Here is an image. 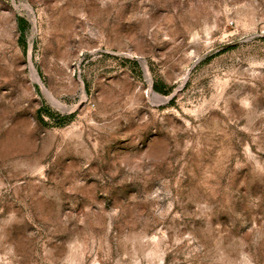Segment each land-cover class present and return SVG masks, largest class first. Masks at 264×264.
Masks as SVG:
<instances>
[{"label":"rangeland","instance_id":"374dc122","mask_svg":"<svg viewBox=\"0 0 264 264\" xmlns=\"http://www.w3.org/2000/svg\"><path fill=\"white\" fill-rule=\"evenodd\" d=\"M0 264H264V0H0Z\"/></svg>","mask_w":264,"mask_h":264},{"label":"bare ground","instance_id":"6f19581e","mask_svg":"<svg viewBox=\"0 0 264 264\" xmlns=\"http://www.w3.org/2000/svg\"><path fill=\"white\" fill-rule=\"evenodd\" d=\"M32 70H33V74H34V78H35V80H37L38 82H41L40 79H39V77L37 76L35 70H34V69H32ZM145 70H146V72H147V68H146V66H145ZM41 86H42V85H41ZM42 87H43V86H42ZM43 90H44L45 94L47 95V97H48L52 102L56 103L55 98L51 95V93H50L45 87H43ZM152 95L155 96V97H158V96H159V95H158L157 93H155L153 90H152Z\"/></svg>","mask_w":264,"mask_h":264},{"label":"trees","instance_id":"16d2710c","mask_svg":"<svg viewBox=\"0 0 264 264\" xmlns=\"http://www.w3.org/2000/svg\"><path fill=\"white\" fill-rule=\"evenodd\" d=\"M21 30L23 31V28ZM22 34H23V32H22Z\"/></svg>","mask_w":264,"mask_h":264}]
</instances>
